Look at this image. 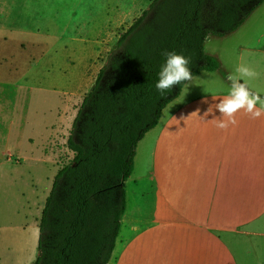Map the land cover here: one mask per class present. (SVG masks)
I'll return each mask as SVG.
<instances>
[{
    "label": "crops",
    "instance_id": "crops-1",
    "mask_svg": "<svg viewBox=\"0 0 264 264\" xmlns=\"http://www.w3.org/2000/svg\"><path fill=\"white\" fill-rule=\"evenodd\" d=\"M151 1L0 0V84L83 98L103 66L96 61L108 54L121 32ZM234 39L233 44L223 43V57L215 55L221 61L220 68L202 71L187 81L180 95L163 110L159 125L141 142L151 141L150 161L156 162L158 155L161 171L164 159L170 160L173 174L170 170L168 179L173 176L175 185L167 202L190 194L196 210L195 206L187 207L182 214L192 210L193 218L207 220L206 225L197 222L203 230L202 246L176 251L186 255L178 264H216L214 254L218 250L219 264H243L232 246L216 248L222 245L214 239L234 232L263 240L264 115L252 119L241 110L236 114L237 125L227 130L214 126L213 114L204 116L209 106L228 94L231 82L227 77L241 62L257 71L250 85L264 93V32ZM214 114L219 118L218 109ZM58 119L54 115L52 120ZM151 176L157 177L155 172ZM33 194V199L25 194L24 200L0 198L11 208L9 213L0 211V264H35L47 197L43 201L37 191ZM175 213L172 210L169 217ZM206 231L212 235V243L206 241ZM129 252L134 260L131 249ZM144 253L145 263L175 264L171 263L175 257L170 250L166 254L172 259L161 261L156 251Z\"/></svg>",
    "mask_w": 264,
    "mask_h": 264
},
{
    "label": "trees",
    "instance_id": "trees-1",
    "mask_svg": "<svg viewBox=\"0 0 264 264\" xmlns=\"http://www.w3.org/2000/svg\"><path fill=\"white\" fill-rule=\"evenodd\" d=\"M263 2L152 0L121 32L73 123L67 146L74 157L47 196L35 264H109L138 144L187 82L157 91L164 53L187 57L192 77L219 69V58L206 52L207 38L235 31Z\"/></svg>",
    "mask_w": 264,
    "mask_h": 264
},
{
    "label": "rangeland",
    "instance_id": "rangeland-1",
    "mask_svg": "<svg viewBox=\"0 0 264 264\" xmlns=\"http://www.w3.org/2000/svg\"><path fill=\"white\" fill-rule=\"evenodd\" d=\"M246 20L243 27L240 26L241 29L239 27L229 33L231 35L227 34L228 37L210 36L205 43L206 52L223 57L222 45L225 40L227 44H233L234 38L240 35L262 34L264 2ZM106 59L107 54L96 63L104 65ZM29 88L31 87L16 89L0 84V198L4 196L12 200H24L25 194L33 199V193L37 191V197H43L44 201L52 189L55 175L73 160L74 152L68 148L67 140L83 98L76 94L42 92ZM261 97L264 98V93ZM54 115L59 118L56 122L52 120ZM158 125L159 123L156 127ZM142 141L143 139L138 144L134 159V172L125 181L127 209L122 217V228L109 264H149L145 263L144 252L153 254L154 251L158 252L159 261L172 259L171 256H174L171 263L178 264L186 255L176 251L202 246L200 238L203 230L198 228L200 226L197 222L206 225L207 220L193 218L192 210L188 214H182L187 207L195 206L196 210L197 204L193 203L190 194L174 197L171 207L169 206L167 198L172 196L175 183L173 176L170 179L168 177L170 170L173 174V167L170 168V160L166 157L165 167L161 171L158 155L156 162L150 161L151 141L141 143ZM153 172L156 173V178L150 177ZM43 205L41 203L40 207ZM9 206L10 204L4 206L0 200L1 212L9 213ZM205 209L206 207L202 210ZM170 210L176 212L175 217H169ZM138 229L140 232L135 231ZM206 234V241L210 240L212 243V235L207 231ZM214 240L222 245L216 248L232 246L243 264H264V232L263 240L249 235L240 236L234 232L224 233ZM130 249L134 260L129 258ZM168 250L171 252L169 258L166 254ZM221 260L218 250L214 254V262L219 264Z\"/></svg>",
    "mask_w": 264,
    "mask_h": 264
},
{
    "label": "clouds",
    "instance_id": "clouds-1",
    "mask_svg": "<svg viewBox=\"0 0 264 264\" xmlns=\"http://www.w3.org/2000/svg\"><path fill=\"white\" fill-rule=\"evenodd\" d=\"M164 55L166 61L158 73L159 79L155 85L157 91L162 95L170 91L173 85L192 80V72L188 67L189 59L187 57L175 51H166ZM257 76L258 73L255 69L241 62L236 67L235 72L227 77L231 82L228 94L220 98L218 103L209 106L204 116L213 114L211 121L214 126L221 130H227L230 126L237 125L236 114L241 110L252 119L264 115V98L261 97L259 90H255L250 85V81ZM213 98L215 99V97ZM203 102L207 103V100L205 99ZM214 109H218L219 118L215 116Z\"/></svg>",
    "mask_w": 264,
    "mask_h": 264
}]
</instances>
